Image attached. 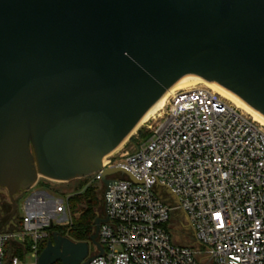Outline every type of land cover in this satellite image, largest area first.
Returning <instances> with one entry per match:
<instances>
[{
    "label": "water",
    "instance_id": "water-1",
    "mask_svg": "<svg viewBox=\"0 0 264 264\" xmlns=\"http://www.w3.org/2000/svg\"><path fill=\"white\" fill-rule=\"evenodd\" d=\"M196 76L264 115V0H0V187L11 215L40 177L100 170L169 88ZM119 171L139 182L108 168L107 191ZM107 220L95 219L88 241L54 232L37 264H88Z\"/></svg>",
    "mask_w": 264,
    "mask_h": 264
},
{
    "label": "built area",
    "instance_id": "built-area-1",
    "mask_svg": "<svg viewBox=\"0 0 264 264\" xmlns=\"http://www.w3.org/2000/svg\"><path fill=\"white\" fill-rule=\"evenodd\" d=\"M148 128L138 148L105 156L101 169L84 177L102 185L108 218L98 234L103 253L89 247L88 264H264V127L196 85L175 90ZM114 167L139 182L108 174L115 182L107 191L104 171ZM32 201L21 228L15 214L0 217V264H37L45 228L56 216L68 218L66 200L40 194ZM182 217L197 247L174 240Z\"/></svg>",
    "mask_w": 264,
    "mask_h": 264
},
{
    "label": "rangeland",
    "instance_id": "rangeland-1",
    "mask_svg": "<svg viewBox=\"0 0 264 264\" xmlns=\"http://www.w3.org/2000/svg\"><path fill=\"white\" fill-rule=\"evenodd\" d=\"M200 85V84H198ZM159 119V117L149 120L147 123L139 126L134 133H132L129 138L127 139V141L124 143V145L122 146V148L119 151V153H121L124 150H129L131 151L132 149L138 148L142 143H144L149 136L152 133V130L148 128L149 124H153L155 123V121ZM117 153V152H115ZM39 184H37L36 186H34L31 190L19 193L15 196V200L17 203V210H16V214H18L19 212H23L25 213L26 211V206L28 208H32L34 207L33 205V197L36 195H42L45 199H63L66 200L68 197V194H64L65 192L71 191L73 186L77 184L75 182H71V186H67V184L62 183V182H55V181H51V180H47L45 178L40 177L39 179ZM100 189L103 190L102 185H99ZM64 192V193H63ZM103 196V195H102ZM104 206H105V202H104V197H103V201L101 204V208H100V217L103 216L104 214ZM14 209L13 204L11 202V199L9 197V193L7 191L6 188L0 187V217H5L7 216V214L9 212H12ZM80 215V212H74L72 213L70 210L67 211V216H68V220L67 219H61L60 222H56V220L60 219L61 217L56 216L55 219H53V223L55 224H67L69 223V220L72 217H78ZM64 216V215H63ZM62 216V217H63ZM182 220V222H184V226L180 227L179 225L174 226V240L176 242H179L180 244L184 243L187 245H193L195 247H197V243L194 239V236L191 232V230L187 227V222L184 219V217L180 218ZM89 247H90V252H92L94 250V245L90 242L89 243Z\"/></svg>",
    "mask_w": 264,
    "mask_h": 264
},
{
    "label": "trees",
    "instance_id": "trees-1",
    "mask_svg": "<svg viewBox=\"0 0 264 264\" xmlns=\"http://www.w3.org/2000/svg\"><path fill=\"white\" fill-rule=\"evenodd\" d=\"M39 182L40 181H38L37 184H39ZM71 182H77V184L73 186L71 191L63 193H69L66 199L68 210L72 213L80 212V215L78 217H72L67 224L52 223L46 227L45 231L47 237L41 242L40 251L44 249L47 240L52 237L54 232H59L74 241H88L95 231V219L100 215V208L103 201V190L100 189L99 183L88 184L87 178L77 179ZM71 182L65 184L70 187ZM10 213L11 212L7 214L5 220L9 219ZM23 217V212H19L18 214L15 213L13 220L16 227H22ZM183 245L187 244L183 243ZM10 251L9 247L7 255H9ZM15 254L22 257L21 252L17 251Z\"/></svg>",
    "mask_w": 264,
    "mask_h": 264
},
{
    "label": "bare ground",
    "instance_id": "bare-ground-1",
    "mask_svg": "<svg viewBox=\"0 0 264 264\" xmlns=\"http://www.w3.org/2000/svg\"><path fill=\"white\" fill-rule=\"evenodd\" d=\"M200 84L201 86L208 87L212 89L213 91L219 93L221 96L224 98L228 99L231 101L233 104H235L239 109H241L244 113L252 117L256 122H258L260 125L264 127V115H262L260 112L252 108L248 103H246L243 99L238 97L237 95L233 94L220 84L213 82V81H208L205 80L199 76L188 78L185 80L177 81L171 88H169L164 95L157 101V103L142 117L140 122L138 123L137 127L133 130L132 133L135 132V130L147 123L149 120L155 119L156 117H160L163 113V110L168 102V99L170 95L177 89H182V88H189L193 87ZM128 139V138H127ZM124 140L120 146H118L113 152H111L109 155L112 153L117 152L122 148L124 143L127 141Z\"/></svg>",
    "mask_w": 264,
    "mask_h": 264
},
{
    "label": "flooded vegetation",
    "instance_id": "flooded-vegetation-1",
    "mask_svg": "<svg viewBox=\"0 0 264 264\" xmlns=\"http://www.w3.org/2000/svg\"><path fill=\"white\" fill-rule=\"evenodd\" d=\"M104 211H105V207H104ZM11 218V215H10V217H9V219ZM57 264H61L60 262H58Z\"/></svg>",
    "mask_w": 264,
    "mask_h": 264
}]
</instances>
